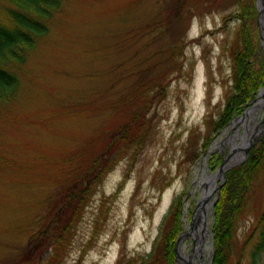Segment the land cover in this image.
Segmentation results:
<instances>
[{
	"label": "rangeland",
	"instance_id": "1",
	"mask_svg": "<svg viewBox=\"0 0 264 264\" xmlns=\"http://www.w3.org/2000/svg\"><path fill=\"white\" fill-rule=\"evenodd\" d=\"M179 2L63 1L49 35L18 69L15 100L0 106V264H143L148 254L149 264H162L160 238L174 227L171 206L183 196L182 231L174 248L175 263L181 264L179 242L192 226L201 195L198 166L213 174L227 162L232 140L240 143L244 136L245 112L255 108L264 89L224 129L215 130L226 100L237 92L236 56L246 52L244 41L253 36L245 9L256 12L260 60L264 42L259 0H193L195 9L190 12L188 5L183 19L175 13ZM172 46L183 48L184 55L176 51L170 65ZM141 69L147 70L143 78L135 76ZM163 74L162 93L153 88L144 90L145 97L138 93L139 79L151 82ZM262 117L264 108L257 114ZM125 128L139 132V140L127 142ZM263 136L264 127L250 150ZM113 142L112 169L102 185H92L76 223L60 232L65 219L55 205L62 206L63 195L77 183L81 165ZM243 156L225 174L246 163ZM224 177L210 200L204 264L215 254L214 208ZM245 195L227 251L235 264H252L253 253L255 264H264V174ZM194 241V236L183 241L189 254Z\"/></svg>",
	"mask_w": 264,
	"mask_h": 264
},
{
	"label": "trees",
	"instance_id": "2",
	"mask_svg": "<svg viewBox=\"0 0 264 264\" xmlns=\"http://www.w3.org/2000/svg\"><path fill=\"white\" fill-rule=\"evenodd\" d=\"M2 1L6 3V6L3 5L0 8V106H4L15 100L21 87V77L18 69L28 62L31 52L36 50L40 41L49 35L51 21L60 12L64 0ZM188 5L189 11L192 12L195 9L193 0H180L179 7L177 6L178 10L175 11L178 18L183 19L186 17L185 12L188 10L186 9ZM245 11V20L247 21V25L252 26L253 36H249L244 41L245 47L243 48H245L246 52H242L236 56L238 77L235 87L237 92L226 100V108L220 119L215 122L216 131L224 129L229 124L234 113H241L243 108L255 97L260 87L264 85V60L258 58V35L256 28L254 29L256 12L251 7H249V11L247 9ZM169 50L168 61L174 58L176 51L180 55H184L183 48L178 50L175 46H172ZM182 63V61L177 62L174 70L180 72ZM146 71L145 69H141L135 76L143 78ZM165 76L166 74H163L158 80L154 81L152 79L151 82L146 80L147 78L139 79L141 91L138 93H141L145 97L148 92H144V90L151 91V88L162 93V90L165 88L163 86L166 80ZM135 101L137 100L135 99ZM137 106L139 105H135V107ZM123 134L127 137V142H131L132 139L139 140V132L129 133L125 128ZM114 143H111L100 155L98 153L96 156H93L91 163L86 167L81 165V169L83 168L84 171H80L77 183H72L63 195L62 206L55 205L56 211L59 213L58 217L65 219V222L61 225L62 229L60 232H68L76 223L83 209L88 205V197L92 195V185H102L106 175L109 174L113 162V157L109 156V153ZM263 174L264 136L260 142V146L253 147L250 150L246 163L225 174L220 197L214 208L215 225L213 237L215 254L212 264H235L229 250L227 251L231 245L235 230L234 221L236 217L238 218L243 214L244 205L246 204L245 193L250 188L251 183ZM183 205V196H179L171 206L169 216L170 218L172 217L170 221L174 222V227L166 230L162 238H160L161 250L164 248L161 254L162 264H176L174 248L175 241L182 231ZM54 232L59 234L58 226ZM261 236L264 242V232H262ZM60 241L61 236L55 240L56 252L53 253V256L56 258L57 246H60ZM152 257V254L145 256L143 264H149ZM252 258V264H255V253L252 254ZM54 260L55 258L53 257L52 261L54 262Z\"/></svg>",
	"mask_w": 264,
	"mask_h": 264
},
{
	"label": "bare ground",
	"instance_id": "3",
	"mask_svg": "<svg viewBox=\"0 0 264 264\" xmlns=\"http://www.w3.org/2000/svg\"><path fill=\"white\" fill-rule=\"evenodd\" d=\"M259 9L261 12L260 16V26H261V33H262V39L264 42V0H259ZM264 108V89L259 95V98L257 100V103L255 105V108L249 111V113L245 116L244 125L246 126V130L244 133V136H237L240 137L241 142L236 143L235 140H232V148L230 151L229 159L226 163L235 162L236 160H240V158L243 156V152L245 150V147L248 143H250L255 136L259 133V130H261L264 127V117L257 118V114L260 110ZM252 125H250V123ZM250 125V126H249ZM237 122L235 121L231 127H236ZM218 142H216L208 151L207 155H205L201 163L206 165L209 156L215 151V148L218 146ZM198 168L201 169L203 176L198 178L197 184L200 188V200L198 202L197 212L194 216V222L193 225L190 227L189 231L187 233H184L181 236L180 242H179V258L181 261V264H204L200 259L203 255V250L210 251V247L208 246V240H207V234L209 232L208 226H207V220H208V214H209V208H210V200L212 197V194L214 193V188L216 187V176L219 174V171L216 173L210 174L206 168H204L202 165H199ZM189 236H194L195 241L192 245V252L189 254L186 252L185 245L183 244V241L185 238H189Z\"/></svg>",
	"mask_w": 264,
	"mask_h": 264
},
{
	"label": "water",
	"instance_id": "4",
	"mask_svg": "<svg viewBox=\"0 0 264 264\" xmlns=\"http://www.w3.org/2000/svg\"><path fill=\"white\" fill-rule=\"evenodd\" d=\"M249 111H246L245 114H247ZM240 119H238L239 121ZM251 148V143H248L245 147V150H244V156H243V159H247L248 158V154H249V150ZM240 162V160H239ZM239 162L235 163V162H231V163H225L223 165H221L219 167V169L217 171H219V174L216 176V179H223L224 175L226 172H228L235 164H238ZM214 192L216 191V188H214L213 190ZM219 191V190H218ZM211 206V204H210ZM197 212V210L195 211V213ZM193 222H194V218H193V221H192V225H193ZM213 245V243H212ZM210 264H212V260L210 262Z\"/></svg>",
	"mask_w": 264,
	"mask_h": 264
}]
</instances>
